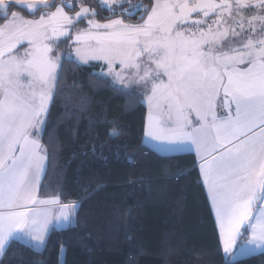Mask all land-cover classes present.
<instances>
[{
	"label": "snow or ice",
	"instance_id": "1",
	"mask_svg": "<svg viewBox=\"0 0 264 264\" xmlns=\"http://www.w3.org/2000/svg\"><path fill=\"white\" fill-rule=\"evenodd\" d=\"M125 3L101 0L112 13L101 20L87 0H0V257L16 241L46 251L50 228L80 207L40 195L47 117L72 52L146 105L156 150L194 153L224 255L264 250V0Z\"/></svg>",
	"mask_w": 264,
	"mask_h": 264
},
{
	"label": "trees",
	"instance_id": "2",
	"mask_svg": "<svg viewBox=\"0 0 264 264\" xmlns=\"http://www.w3.org/2000/svg\"><path fill=\"white\" fill-rule=\"evenodd\" d=\"M87 3L98 19L112 16ZM99 70L64 59L42 140L49 157L40 195L79 203L74 226L53 229L46 251L13 242L0 264H264V253L229 261L194 155L146 146V106L92 75Z\"/></svg>",
	"mask_w": 264,
	"mask_h": 264
},
{
	"label": "crops",
	"instance_id": "3",
	"mask_svg": "<svg viewBox=\"0 0 264 264\" xmlns=\"http://www.w3.org/2000/svg\"><path fill=\"white\" fill-rule=\"evenodd\" d=\"M71 0H66V3H69ZM144 4V3H143ZM146 109H147V107H146ZM144 137H145V133H144ZM143 137V138H144ZM148 140V139H147ZM149 142H151L150 144H146V146H148V147H150V148H152L153 150H155L156 151V149L154 148V146H153V143L154 142H152L151 140H148ZM163 153H164V155H177V154H183V153H188L187 151H162ZM191 154H193L194 155V153H191ZM194 157H195V155H194ZM195 159H196V157H195ZM198 168V167H197ZM199 171V170H198ZM202 182V181H201ZM203 185V184H202ZM204 187V186H203ZM204 189H205V192H206V195H207V189L204 187ZM209 202V206H210V201H208ZM210 208H211V206H210ZM211 211H212V209H211ZM212 214H213V218H214V221H215V214H214V212L212 211ZM69 226H67V227H65V228H68ZM217 227V226H216ZM64 227H59V228H55L54 230H62V229H65ZM53 229L52 228H50V232L52 231ZM217 230H218V227H217ZM17 242H19V243H22V244H24L22 241H17ZM24 245H27V246H30L31 247V244H24ZM222 247V246H221ZM235 251L234 252H236L237 251V253H236V255H237V259L235 260V261H238V260H241V259H245V258H248V257H252V256H256V255H259V254H262V253H264V250H259V251H257V252H253V253H249V254H247L246 256H241V255H239V252H238V249H234ZM42 251V250H41ZM1 258V257H0ZM235 261H233V262H235Z\"/></svg>",
	"mask_w": 264,
	"mask_h": 264
},
{
	"label": "rangeland",
	"instance_id": "4",
	"mask_svg": "<svg viewBox=\"0 0 264 264\" xmlns=\"http://www.w3.org/2000/svg\"><path fill=\"white\" fill-rule=\"evenodd\" d=\"M99 3H100V6H101V0H97ZM65 2H66V0H65ZM130 3H142L140 0H128V3H125L124 4V7L125 8H127L128 6H129V4ZM102 7V6H101ZM118 11V10H117ZM64 47V45H62L61 47H59L58 49H57V51H58V53H63L64 54V56L65 57H67L68 56V54H69V52H71V49L67 46L66 47V49L65 48H63ZM72 60H74L75 61V53L74 52H72ZM78 63V62H77ZM95 63V62H94ZM146 106V105H145ZM150 140L149 138H147L146 136L143 138V143L146 145H148V144H150L151 142H149L148 140ZM155 151V150H154ZM157 154H159V155H164V153L162 152V151H159V150H156L155 151ZM74 224H75V219H74V221H73V223H72V225H70L69 227H73L74 226ZM65 228V227H64ZM235 251V250H234ZM234 253H237V251L236 252H234ZM229 261L230 262H232L233 263V261H231V257H229Z\"/></svg>",
	"mask_w": 264,
	"mask_h": 264
}]
</instances>
